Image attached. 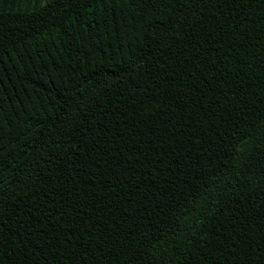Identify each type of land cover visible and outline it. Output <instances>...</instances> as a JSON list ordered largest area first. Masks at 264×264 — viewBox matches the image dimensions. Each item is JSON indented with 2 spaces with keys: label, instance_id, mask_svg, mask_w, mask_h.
I'll use <instances>...</instances> for the list:
<instances>
[{
  "label": "trees",
  "instance_id": "1",
  "mask_svg": "<svg viewBox=\"0 0 264 264\" xmlns=\"http://www.w3.org/2000/svg\"><path fill=\"white\" fill-rule=\"evenodd\" d=\"M0 264H264V0H0Z\"/></svg>",
  "mask_w": 264,
  "mask_h": 264
}]
</instances>
